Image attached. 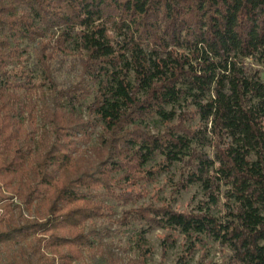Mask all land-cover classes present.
Here are the masks:
<instances>
[{
  "label": "trees",
  "instance_id": "1",
  "mask_svg": "<svg viewBox=\"0 0 264 264\" xmlns=\"http://www.w3.org/2000/svg\"><path fill=\"white\" fill-rule=\"evenodd\" d=\"M263 73L264 0H0V264H264Z\"/></svg>",
  "mask_w": 264,
  "mask_h": 264
},
{
  "label": "rangeland",
  "instance_id": "2",
  "mask_svg": "<svg viewBox=\"0 0 264 264\" xmlns=\"http://www.w3.org/2000/svg\"><path fill=\"white\" fill-rule=\"evenodd\" d=\"M262 79L264 81V73L262 74ZM173 177L171 174L162 175L152 184L146 186L148 194L140 202V205H172L174 209L182 212L193 210L196 203L201 200L199 189L193 188L177 196L173 190ZM136 191H139V189H136ZM109 205L115 208L116 218H119L123 212L131 208V206H117L114 202H109ZM1 211L0 209V214ZM165 237L166 233L162 231H154L148 235L147 240L150 245L151 255L147 260V264H181L180 259L187 255L184 246L181 245L179 240L166 257L162 247V240ZM106 242L111 244L113 251L123 259V264H129V260L137 258L136 251L128 244V237L115 233ZM227 256V251H222L216 244L208 243L201 246L187 264H229Z\"/></svg>",
  "mask_w": 264,
  "mask_h": 264
}]
</instances>
